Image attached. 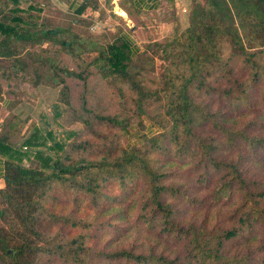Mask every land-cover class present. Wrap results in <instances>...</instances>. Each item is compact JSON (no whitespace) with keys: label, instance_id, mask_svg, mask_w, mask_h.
Masks as SVG:
<instances>
[{"label":"trees","instance_id":"1","mask_svg":"<svg viewBox=\"0 0 264 264\" xmlns=\"http://www.w3.org/2000/svg\"><path fill=\"white\" fill-rule=\"evenodd\" d=\"M120 1L128 14L141 12L133 0ZM166 1L170 5L174 2ZM17 3L0 0V58L8 63L0 65V83L8 97L16 95L12 83L15 76L30 77L35 89L39 85L61 86L57 101L70 106L69 79L84 81L88 77L62 64L69 59L77 62L84 53L95 52L93 59L81 61L86 70L94 68L102 78L113 77L128 86L132 111L137 116L147 112L152 99L161 100L168 125L141 144L116 147V151L95 159L70 155L67 146L56 142L52 149L60 153L52 157L40 149L42 136L36 127L29 134V126L23 132L25 120L7 114L0 105V155L4 158L5 181L0 188L4 204L0 219L8 225H0V264L6 259L32 264L45 255L65 264H87L91 258L109 264H264V180L248 179L243 165L248 157L264 163V0H205L198 19L178 39L147 43L146 51L135 55L136 59L124 35H119L120 42L102 44L106 33L84 37L68 27H49ZM12 4L16 6L10 7ZM103 8L100 0H83L75 13L98 11L102 19L106 16ZM156 60L160 61L155 78L158 89L152 90L138 76L149 64L155 71ZM238 61L250 69L249 77L240 83L231 77L233 63ZM211 79L230 84L231 88L222 93L227 106H231L226 110L210 109L196 99L197 94L213 92ZM255 92L259 102L253 100ZM244 116L250 117L237 119ZM58 117H64V113ZM99 118L121 129L130 123L118 116ZM203 125L210 126L215 135H200L197 128ZM79 147L85 146H73ZM225 147L238 148L241 153L228 161L216 159V152ZM179 161L194 162L204 170L200 172L203 175L212 169L223 174L211 201L240 196L233 212L234 225L205 229L192 224L183 227L174 220L176 211L166 198L178 187L166 183V179L173 176ZM109 182H117L122 194L113 197L103 212L116 213L114 219H118L139 206L135 222L147 230L159 228L166 235L186 241L183 257H169L152 249L147 253H137L133 248L95 251L86 247L82 233L71 239L46 234L51 223L82 227L72 211H50L46 201L54 187L75 193L73 201L86 196L97 208L100 201L110 199L103 191ZM239 236L247 242L244 252L229 255L225 244ZM253 239L258 240L255 246L251 245Z\"/></svg>","mask_w":264,"mask_h":264},{"label":"rangeland","instance_id":"2","mask_svg":"<svg viewBox=\"0 0 264 264\" xmlns=\"http://www.w3.org/2000/svg\"><path fill=\"white\" fill-rule=\"evenodd\" d=\"M100 2L103 4V10L106 13L102 19L99 18L98 11L96 16L92 11L83 14L68 11L69 2L67 0H18L17 5L49 27H68L84 37L96 33H106L107 37L105 41H102V44L111 41L120 42L119 35H124L132 43L131 51L134 59H136L135 55L138 56L146 51L147 43L178 39L181 32L198 19V13L204 6L205 0H190L188 17L186 21L185 19L182 20V24L172 16L174 11L167 5H160L150 13L133 12L128 14L121 8V1L100 0ZM14 6L16 5L12 4L10 7ZM117 7L122 9L126 15H120L116 10ZM7 11L6 8L4 13ZM95 20H99L101 26ZM234 21L237 22L236 19ZM92 25L93 28H91ZM95 55V52H86L82 55L81 60L73 62L69 59L62 64L64 67H70L88 77L84 81L77 78L69 79L68 97L71 105L68 107L57 101L61 86L39 85L35 89L30 84V77L15 76L12 83L16 87V95L11 97L12 100H9L8 111L6 110V112L10 115L26 118L29 126L28 134L34 130L33 127H36L42 136L40 149L43 150L44 154H50L52 157L59 154L60 152L52 149L53 145L58 142L64 144L65 147L67 146L70 155L95 159L102 154L107 155L116 147L130 148L141 144L163 131V128L168 125L167 119L164 118L161 100L152 99L147 112L137 116L132 111V92L128 86L113 77L102 78L94 68L86 70L87 66L81 61H89ZM159 63V60L155 61V71H152L151 64H149L140 71L138 76L142 84L152 90L158 89L156 79ZM0 65L7 66L8 63L6 60H1ZM232 69L231 77L237 83L244 81L250 75L248 65L242 62L233 63ZM211 80L213 92L208 95L197 94L196 99L207 104L210 109L226 110L231 107L230 105L227 106L226 99L222 96L223 90L231 88L230 84L223 79L214 82L213 79ZM258 95V92H255L254 102H259ZM62 113H64V117H58ZM116 116L124 117L125 120H130V123L121 129L119 126L99 118ZM247 117L250 116L237 119L242 121ZM227 123L239 125L233 124L232 121ZM197 131L205 137L215 135V132L208 125L197 128ZM217 140L220 141L222 138L218 137ZM75 144H84L85 147L74 149ZM25 151L30 152L31 149H25ZM240 153L238 148L225 147L216 152V159L228 161L235 159ZM24 163L27 164V161ZM243 165L248 179L264 180V163L248 157ZM79 166L81 167V165ZM201 171L204 170L198 168L194 162L179 161L178 165L173 168V176L166 179V183H173L178 187L175 194L166 198L168 202L173 204L176 211L174 220L183 227L192 224L205 229L230 228L235 224L236 215L233 212L239 203L240 196L234 194L229 199H223L220 202L211 201L213 189L223 174L216 172L215 169L210 170L206 175L201 174ZM103 191L110 196V199L100 201L101 206L93 208L88 197L80 194L81 196L77 198V201H73L75 193L62 187H54L46 201L50 211L62 214L72 211L73 217L81 221L82 227L75 228L60 223H51L47 226L46 234H57L62 239H71L82 233L86 240V247L95 251L133 248L137 253H147L150 251L149 249H152L151 251L155 253H163L169 257H183L186 241L166 235L159 228L147 230L135 222L139 206H135L118 219H114L115 216L118 217L116 213L103 212V207L112 202L113 197L119 198L122 189L117 182H109ZM3 206L0 197V208ZM0 225L8 228L7 223L1 219ZM41 230L43 231V227ZM246 243L243 236L233 238L225 244L226 253L229 255L242 253ZM254 244H258L257 239L251 241V245L255 246ZM258 256L259 253L257 252L256 257ZM2 264L15 263L6 259ZM32 264L65 263L58 258L45 255L39 257ZM87 264L109 263L91 258Z\"/></svg>","mask_w":264,"mask_h":264},{"label":"crops","instance_id":"3","mask_svg":"<svg viewBox=\"0 0 264 264\" xmlns=\"http://www.w3.org/2000/svg\"><path fill=\"white\" fill-rule=\"evenodd\" d=\"M67 1L69 2V4L67 5V10L70 12H74V13L76 9L83 2V0H67ZM133 4L139 11L144 12V13H150L153 10L160 7V5H167L174 11L172 13V16L175 17V19L179 20L180 24H182V20L184 21L185 19L186 21L188 17L187 12H188V6L190 7V0H174L172 5L168 4L166 0H133ZM117 9H120V8H116V10ZM120 10L123 11L122 9ZM93 13H94V16H96L97 11H94ZM95 22H98L99 25L101 26V23L99 22V20H95ZM126 39L129 42L130 47H131L132 43L130 42L128 37H126ZM1 60H4V59L0 58V61ZM0 95L2 96V100L0 102L1 108L8 111L7 105L9 103V100H12V98L8 97L5 94L4 88L1 85H0ZM20 118L25 120V123H26L25 128L23 129V132H24L28 128V125H27L28 121L24 117H20ZM2 121H3V118L0 119V123ZM3 173H4V158L0 155V188H3L5 184Z\"/></svg>","mask_w":264,"mask_h":264},{"label":"bare ground","instance_id":"4","mask_svg":"<svg viewBox=\"0 0 264 264\" xmlns=\"http://www.w3.org/2000/svg\"><path fill=\"white\" fill-rule=\"evenodd\" d=\"M117 8H119V7H117ZM117 12L120 14V15H126L123 11H121L120 9H117Z\"/></svg>","mask_w":264,"mask_h":264},{"label":"built area","instance_id":"5","mask_svg":"<svg viewBox=\"0 0 264 264\" xmlns=\"http://www.w3.org/2000/svg\"><path fill=\"white\" fill-rule=\"evenodd\" d=\"M91 28H93V25L91 26Z\"/></svg>","mask_w":264,"mask_h":264}]
</instances>
